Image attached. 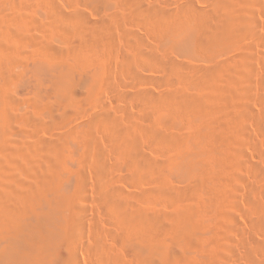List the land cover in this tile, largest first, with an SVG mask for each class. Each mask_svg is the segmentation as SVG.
I'll use <instances>...</instances> for the list:
<instances>
[{"label": "rangeland", "instance_id": "rangeland-1", "mask_svg": "<svg viewBox=\"0 0 264 264\" xmlns=\"http://www.w3.org/2000/svg\"><path fill=\"white\" fill-rule=\"evenodd\" d=\"M85 1L87 0H0V101H2L0 102V189L11 187L10 189L20 196L25 192H35L40 186L38 190H47L46 193H51L55 184L66 182L67 193L72 198L74 196V200L71 198L68 203L73 202L76 213L82 214L84 219H80L81 222L79 219L76 220L77 223L79 222V229L82 227L80 230L83 235L79 241H76L78 264H97L102 250L106 251H103L104 254L111 255L112 252L111 256L108 254L111 260L105 255L110 260L109 264H117V258L124 259L123 263L119 259L120 264H264V229L256 228L259 214L250 202L252 197L264 209V171H261L264 170V0H237L236 11H240L238 13L233 11V14L226 9L227 12L222 10L217 0ZM96 6L100 8L101 12L97 11L99 14L94 12L93 8ZM189 6L192 11L188 10ZM136 7L137 9L141 7V10H137L139 12L143 9L141 16L136 11L139 16L137 19L145 15L138 22H136L137 19L131 18L135 14L131 12H135L133 8L135 10ZM161 7L166 11L171 9L172 11L169 12L171 14H178L181 11L178 14V20L182 19L181 24L179 21L178 23L180 26L185 24L188 30L182 27L188 34L190 32V39L188 37L185 42H177L174 38L157 39L155 34L159 30L156 28V32L153 29L150 13L153 9ZM202 9L209 15V23L208 21L207 23L213 31L218 29V23L224 16L229 19L234 15L238 20L241 19L239 21L243 24L252 23L251 31L233 29L232 32L229 31V35L221 32L225 35L217 36L221 39L215 40L212 48L203 50L205 48L202 47L199 50L194 45L193 39L197 32L200 15L204 12ZM82 16L85 17L84 20H88L86 23L92 22L95 26L105 24L110 28L106 34L91 33L90 37L93 36L91 37L93 40L89 41V45L87 44L91 51L88 53L89 56L85 55L84 58L77 55L80 45L79 37L86 28L83 18L79 19ZM169 17L167 16L164 28L172 25L169 21L171 19L168 20ZM164 28L162 26V29ZM5 33L13 37L9 35V40ZM138 37L143 38L144 47L141 45L140 49L144 50L132 47L133 42L139 39ZM75 42L76 46L73 45ZM9 44H12L10 45L12 48L8 46ZM147 49L157 51L156 59L152 60L155 62L150 64L144 60L137 59L138 62L135 60L136 66L132 64L134 69L137 67L134 70L136 71L134 77L128 64L130 61L126 59L131 60L133 54L136 55H133L134 57L139 58L141 51L145 53ZM10 56H14L13 59ZM164 58L166 61L169 60L168 63L176 65L175 71L171 70V73L170 70L162 67L160 63L162 61V64L164 63ZM157 59L161 66L155 64ZM159 59L162 61L159 62ZM59 62L66 63L71 68L72 76L76 79L74 88L77 89L75 90L77 95L71 94L66 97L62 94L59 95L60 99L57 96V93L62 92L54 90L49 73L57 68ZM204 73L211 75L210 87L213 82L212 88L215 87L214 89L218 92L219 101L214 98L216 103H210L213 98L210 99L211 97L207 96V98L210 97V100H206L207 106L205 102L202 106H198L197 102L195 103L197 105H193L191 102V107L198 108H195L197 109L195 114L192 113L193 107L190 108L191 110L181 108L182 110L175 111L176 107L165 99L169 92L189 95L194 101H198L199 98L201 100L203 93L204 97H206L205 94L211 93L210 91L206 93L210 87L206 86V91L205 89L200 91L190 85L191 80L198 79ZM169 80L170 82L173 80L175 84H170ZM40 81L42 85L39 84ZM148 91H152V94L157 92L160 98L163 97L166 100H163L162 107L146 104L148 106L146 108L145 103L138 102V95H146ZM165 104L166 106H163ZM149 106L153 108L148 109L151 108ZM154 107L156 110H153ZM105 113L120 121L119 123L124 122L123 126L126 128L128 126V129L130 125L131 130H129L139 137L136 142L140 143L135 142L136 147L140 153L152 159L155 165H145L134 169L125 161L127 158L123 159L122 155L114 152L111 137L109 139V130L101 121ZM147 128L160 129L162 132L159 131L160 134L167 135V138L171 139L168 138V140L164 136L163 144L159 143L148 135L150 131ZM172 137L187 151L183 159L184 164L180 163V165L175 161L179 156V149L172 146L173 143L170 142ZM50 142L54 148L49 150L44 148L43 151L41 145L50 144ZM169 143L171 145L168 147ZM191 151L197 154H192ZM189 154L193 157L196 155V159L204 161L206 166L209 164L205 174L199 175L188 165L192 158ZM98 156L108 166L103 177L99 175L96 167ZM122 161H125V165ZM7 179L14 180L9 182ZM162 185L163 188L168 189V193H162L163 195L155 191ZM107 193L116 196L115 198L119 197L117 200L121 202L119 204L123 207L122 210L127 208L125 210L128 212L132 210V213L141 211L145 215L149 214L148 218L151 216L152 218L149 219L156 223L157 234H154L149 227V220L140 224L138 229L133 231L135 234L120 225L119 218L115 216H118L121 209L116 212L111 207L105 206L103 199H100ZM68 194L66 196H69ZM2 200L1 204L8 209H11L15 203L11 202L12 200ZM145 224L149 228L145 227L144 231ZM149 229L152 231L149 232ZM137 233H140L139 236L136 235ZM148 233L152 235V238ZM130 235L136 237L131 238ZM153 236L156 238L155 241ZM125 238L128 240L126 241ZM157 238L161 239L163 247L167 249L164 250L155 245L156 251L159 252L153 263L145 260L144 256L132 255V248L135 245L142 244L147 248L148 245L153 246ZM97 241V244L100 243L102 247L97 246ZM151 241L154 242L150 243ZM92 245L99 249L93 250ZM89 247H93L90 248L93 253L89 251ZM116 252L118 257L113 255Z\"/></svg>", "mask_w": 264, "mask_h": 264}, {"label": "bare ground", "instance_id": "bare-ground-1", "mask_svg": "<svg viewBox=\"0 0 264 264\" xmlns=\"http://www.w3.org/2000/svg\"><path fill=\"white\" fill-rule=\"evenodd\" d=\"M87 1H92V0H87ZM87 1H85V2H87ZM127 1H129V0H127ZM218 1V4H219V6L222 8V10H227L229 13H231V14H233L232 12L234 11V13H235V11H236V6H237V0H217ZM80 3V2H79ZM129 3V2H128ZM213 3V2H212ZM243 3V2H242ZM245 3H247V2H245ZM87 4V3H86ZM155 4V3H154ZM214 4V3H213ZM98 5V4H97ZM156 5V4H155ZM158 5V4H157ZM241 5H243V4H241ZM87 6V5H86ZM99 6V5H98ZM98 6H96V8H93L94 9V12L95 13H98L97 11H99L100 10V8L98 7ZM101 6V5H100ZM136 6H138V5H136ZM240 6V5H239ZM123 7V6H122ZM134 7V6H133ZM139 7V6H138ZM142 7V6H141ZM141 7L140 8H138L139 10H141ZM146 7V6H145ZM147 7H149V5L147 6ZM157 7V6H156ZM158 7H160L159 5H158ZM102 8H103V6H102ZM130 8H131V6H130ZM143 8V7H142ZM189 8H190V6H189ZM137 9V7L135 8V10H134V8H133V11H135V12H131V14H133V13H135V14H133L132 16H131V18L133 17V19L132 20H134V19H137V14H136V11L138 10ZM144 9V8H143ZM143 9H142V11H143ZM145 9H147V8H145ZM151 9V8H150ZM166 9V8H165ZM183 8H181V10H182ZM188 9V8H187ZM213 9V8H212ZM127 10V9H126ZM168 11H166V10H164V8L162 9V7L161 8H155V9H153L152 11L151 10H149V11H151V17H152V19H153V29L155 30L156 28L159 30L158 32H160L159 34H158V32L156 33L153 29V31H154V33H156L155 35H157V39H159V40H163V39H166V38H169V39H172V38H174V39H176V41L177 42H185L186 40H187V38L189 37V39L191 38V34H190V32H189V34H188V32L186 31V30H188L184 25H182V26H184L185 28H186V30L185 29H183V27L182 26H180V24H181V20L179 21L178 20V14L181 12H178V14H176V13H173V14H171V13H169V12H171L172 10L171 9H167ZM170 10V11H169ZM188 10H190V11H192L191 10V8L190 9H188ZM203 10V9H202ZM214 10V9H213ZM221 10V11H222ZM225 10V12H227ZM142 11H137L138 12V14L140 13V16L142 15L141 14V12ZM147 11V10H146ZM204 11V10H203ZM215 11V10H214ZM240 11V10H239ZM238 11V12H239ZM242 11V10H241ZM75 12V11H74ZM82 12V11H81ZM85 12V11H84ZM99 12H101V11H99ZM148 12H146V14H147V17H148ZM200 12H202V11H200ZM207 12V11H206ZM205 11L204 12H202L201 13V15H200V13H199V15H200V18H199V16H198V18H199V24H198V28H196L197 29V32H196V34H195V37H194V39H193V43H194V45L196 46V47H198L199 48V50H200V48H202V47H204L205 49H203V50H206L207 48L209 49L210 47L212 48L213 47V43H214V41L216 40H218L219 38L217 37V36H222V34L223 35H225L224 33H222L221 34V32H225L226 34H228L229 33V31H231L232 32V30L233 29H235V30H237V31H239V30H244V32L245 31H251V27H252V23L251 24H246V22H245V24H243V23H241L239 20H241V19H237L236 18V16L234 15L232 18H227V17H223L222 18V20H220V22L218 23L219 24V26H217L218 27V29L216 28V31L214 30H212V29H210L209 27H208V23H209V21H208V14L206 13ZM237 11H236V13H238ZM121 13V12H120ZM183 13H184V11H183ZM188 13V12H187ZM190 13H192V12H190ZM215 13V12H214ZM72 14V13H71ZM99 14V13H98ZM149 14V15H150ZM195 14V13H194ZM240 14V13H239ZM77 15H79V14H77ZM182 15V14H181ZM222 15H225V14H223L222 13ZM227 15V14H226ZM57 16V15H56ZM74 16H75V14H74ZM88 16V15H87ZM117 16V15H116ZM126 16V15H125ZM143 16H145V15H143ZM142 16V17H143ZM167 16H170L169 18H168V20L169 19H171V20H169V21H171V24L172 25H168V28L167 27H165L164 28V26H165V22L167 21ZM211 16H213V15H211ZM242 16V15H241ZM246 16V15H245ZM80 17V16H79ZM112 17V16H111ZM115 17V16H114ZM139 17V16H138ZM142 17H140V18H138L137 19V21L136 22H138V20L139 19H143ZM185 17V16H184ZM217 17V16H216ZM229 17V16H228ZM16 18H17V16H16ZM53 18V17H52ZM65 18V17H64ZM69 18V17H68ZM71 18V17H70ZM83 18V16L81 17V18H79V19H82ZM120 18V17H119ZM118 18V19H119ZM145 18V17H144ZM221 18V17H220ZM244 18V17H243ZM242 18V19H243ZM251 18V17H250ZM18 19H19V17H18ZM18 19H16V20H18ZM74 19V18H73ZM78 19V18H77ZM85 19V17L82 19L83 20V22L84 23H86L87 21L86 20H84ZM91 19V18H90ZM149 19V18H148ZM180 19V18H179ZM197 19V18H196ZM246 19H247V17H246ZM245 19V20H246ZM14 20V19H13ZM54 20V19H53ZM63 20V19H62ZM65 20H66V18H65ZM102 20V19H101ZM110 20V19H109ZM115 20V19H114ZM113 20V21H114ZM194 19H192V21H193ZM248 20V19H247ZM252 20H254V19H252ZM79 21V20H78ZM77 21V22H78ZM105 21V20H104ZM124 21V20H123ZM130 21V20H129ZM142 21V20H141ZM144 21V20H143ZM178 21H179V23H178ZM196 21V20H195ZM207 21H208V23H207ZM250 21H251V19H250ZM11 22H12V20H11ZM135 22V23H136ZM150 22L152 23V21L150 20ZM174 22V23H173ZM194 22V21H193ZM255 22V21H254ZM6 23H7V21H6ZM14 23V22H13ZM105 23V22H104ZM119 23V22H118ZM141 23V22H140ZM150 23V24H151ZM11 24V23H10ZM53 24H55V23H53ZM62 24V23H61ZM75 24H76V22H75ZM97 24V23H96ZM110 24V23H109ZM195 24V23H194ZM197 24V23H196ZM57 25V24H56ZM60 25V24H59ZM58 25V26H59ZM70 25V24H69ZM111 25V24H110ZM145 25V24H144ZM216 25H217V23H216ZM115 26H116V24H115ZM122 26H124V25H122ZM126 26V25H125ZM155 26V27H154ZM162 26H163V28L164 29H162ZM11 28H12V26H10ZM55 27V26H54ZM75 27H76V25H75ZM84 27H86L84 30H83V34L79 37V40H80V45H79V47H78V49H79V51L77 50V47H76V50H77V55H79L80 56V58L81 57H86L85 55H88V53H90V49L87 47V44L89 45L90 44V42L93 40L92 38H93V36H91L90 37V35H91V33H96V34H106L107 32H109V30H110V28H109V26H107V25H105V24H100L99 26H95L92 22L91 23H86V24H84ZM110 27H112V26H110ZM146 27V26H145ZM254 27H255V23H254ZM56 28V27H55ZM72 28V27H71ZM77 28V27H76ZM75 28V29H76ZM109 28V29H108ZM114 28V27H113ZM116 28H118V27H116ZM152 28V27H151ZM213 28V27H212ZM73 29V28H72ZM57 30V29H56ZM79 30V29H78ZM108 30V31H107ZM125 30V29H124ZM253 30V29H252ZM4 31V30H3ZM2 32V31H1ZM6 32V31H5ZM80 32V31H79ZM134 32H136V31H134ZM138 32V31H137ZM136 32V33H137ZM230 32V33H231ZM253 32V31H252ZM255 32V31H254ZM7 33V32H6ZM5 33V34H6ZM3 34V33H2ZM75 34V33H74ZM134 34V33H133ZM8 37V39L10 38L9 37V35L8 34H6ZM229 35V34H228ZM234 35V34H233ZM237 35V34H236ZM235 35V36H236ZM248 35V34H247ZM10 36H12V35H10ZM72 36V35H71ZM113 36V35H112ZM137 36H138V34H137ZM231 36V35H230ZM13 37V36H12ZM101 37V36H100ZM135 37H136V35H135ZM156 37V36H155ZM111 38V37H110ZM113 38V37H112ZM124 38H125V36H124ZM139 38V37H138ZM137 38V39H138ZM217 38V39H216ZM231 38V37H230ZM70 39V38H69ZM136 39V40H137ZM221 39V38H220ZM220 39H219V41H220ZM10 40V39H9ZM14 40V39H13ZM12 40V41H13ZM79 40H78V42H79ZM101 39H99V41H100ZM102 40H104V39H102ZM109 40V39H108ZM143 38L141 39V38H139L138 40H137V42L135 41V42H133L134 44H132V47H134L135 49H140V46L142 45H144V43H143ZM168 40V39H167ZM232 40V39H231ZM3 41V40H2ZM1 41V42H2ZM11 41V42H12ZM90 41V42H89ZM127 41H129V40H127ZM146 41V40H145ZM171 41V40H170ZM225 41V40H224ZM89 42V43H88ZM164 42V41H163ZM4 43H6L5 41H4ZM102 43V42H101ZM132 43V41H131V39H130V44ZM2 44H3V42H2ZM98 44V43H97ZM147 44H148V42H147ZM146 44V45H147ZM12 46V44H9L8 46ZM14 45V44H13ZM73 45H77L76 44V42L73 44ZM3 46V45H2ZM5 46V45H4ZM6 46H7V44H6ZM5 46V47H6ZM10 46V47H11ZM91 46V45H90ZM101 46H102V44H101ZM131 46V45H130ZM9 47V48H10ZM14 47H16V46H14ZM93 47V46H92ZM131 47V48H132ZM144 47V46H143ZM216 46H214V48H215ZM12 48V47H11ZM71 48V47H70ZM149 48V47H148ZM213 48V49H214ZM3 49H5L4 47H3ZM13 49H15V48H13ZM141 49H143V48H141ZM140 49V50H141ZM152 49V48H151ZM151 49H147V51L145 50V53H143L142 51H141V55H138L139 56V58H136V57H134V56H136V55H134L133 53V55H132V57H131V60H128V59H126L127 61H130V63L128 62V64H130V66H129V68H130V71H131V73L133 72L134 73V77H135V72L136 71H134L137 67H135V69H134V67H133V65L135 64V66H136V64L137 63H135V60H137V59H140V60H144V62H146V63H150L151 64V62H152V60L155 58L156 59V56H157V51L156 52H153V51H151ZM197 49V48H196ZM207 49V50H208ZM73 50V49H72ZM75 50V51H76ZM144 50V49H143ZM195 50V49H194ZM9 51V50H8ZM14 51V50H13ZM67 51H69V50H67ZM138 51V53L140 52L139 50H137ZM136 51V52H137ZM71 52V51H70ZM134 52H135V50H134ZM170 52V51H169ZM199 52V51H198ZM55 53V52H54ZM73 53V52H72ZM71 53V54H72ZM201 53H202V51H201ZM74 54V53H73ZM76 54V53H75ZM129 54V53H128ZM137 54V53H136ZM140 54V53H139ZM12 55H13V53H12ZM19 55V54H18ZM60 55V54H59ZM77 55H75V56H77ZM95 55V54H94ZM93 55V56H94ZM7 56V55H6ZM69 56H70V54H69ZM89 56V55H88ZM248 56V55H247ZM9 57V56H8ZM11 57V56H10ZM14 57V56H13ZM13 57H11L12 59H13ZM83 57V58H84ZM126 57H127V55H126ZM159 57V56H158ZM157 57V58H158ZM161 57V56H160ZM67 58H68V56H67ZM76 58H78V57H76ZM91 58V57H90ZM124 58H125V56H124ZM161 58H163V57H161ZM242 58H243V56H242ZM8 59V58H7ZM6 59V60H7ZM79 59V58H78ZM87 60H88V57L86 58ZM169 59V58H168ZM241 59V58H240ZM11 60V59H10ZM17 60V59H16ZM84 60V59H83ZM90 60V59H89ZM160 60V59H159ZM163 60H165L166 61V58H164ZM171 60V59H170ZM241 60H243V59H241ZM245 60V59H244ZM58 61V60H57ZM162 61V59L159 61V62H161ZM165 61H164V63L162 64V62L160 63L161 65H162V67L164 68V69H166V70H170V72H171V70L173 71L174 69H176V65H174V64H172V63H168V61H166V63H165ZM171 61H173V60H171ZM246 61V60H245ZM244 61V62H245ZM4 62V61H3ZM6 62V61H5ZM87 62V61H86ZM137 62H138V60H137ZM143 62V61H142ZM141 62V63H142ZM155 62V60L152 62V63H154ZM241 62H243V61H241ZM134 63V64H133ZM141 63H139L140 65H142ZM145 63V64H146ZM175 63V62H174ZM249 63H250V61H249ZM248 63V64H249ZM5 64V63H4ZM90 64V63H89ZM98 64V63H97ZM126 64H127V62H126ZM133 64V65H132ZM155 64H158V59H157V63H155ZM160 64H158V65H160ZM178 64V63H177ZM181 64V63H180ZM245 64V63H244ZM6 65V64H5ZM40 65V64H39ZM78 65V64H77ZM144 65V64H143ZM147 65V64H146ZM160 65V66H161ZM179 65V64H178ZM177 65V66H178ZM235 65H236V63H235ZM97 66V65H96ZM128 66V65H127ZM152 66V65H151ZM154 66V65H153ZM182 66H183V64H182ZM181 66V67H182ZM186 66V65H185ZM184 66V67H185ZM6 67V66H5ZM4 67V68H5ZM80 67V66H79ZM148 67H149V65H148ZM53 68V67H52ZM128 68V67H127ZM128 68V69H129ZM152 68V67H151ZM156 68H157V66H156ZM159 68V67H158ZM189 68V67H188ZM193 68V67H192ZM215 68V67H214ZM2 69V68H1ZM9 69V68H8ZM11 69V68H10ZM38 69V68H37ZM44 69V68H43ZM71 68L68 66V65H66V63H62V62H59V64H58V66H57V68L56 69H54V70H52V71H50V73H49V79L51 78V82H52V85L56 88H54V90L55 91H61L62 93L61 94H59V93H57L58 95V97H59V99H60V96L62 95V94H64L66 97H68L69 95H77L78 93L75 91V90H77V89H75L74 88V86H75V84H76V79H74L73 78V74L71 73L72 72V70H70ZM200 69V68H199ZM210 69H211V67H210ZM209 69V70H210ZM35 70V69H34ZM46 70V69H45ZM44 70V71H45ZM163 70V69H162ZM180 70H182V69H180ZM180 70H178V71H180ZM202 70V69H201ZM129 71V72H130ZM138 71V70H137ZM161 71V70H160ZM175 71V70H174ZM177 71V70H176ZM184 71V70H183ZM186 71H188V70H186ZM10 72V71H9ZM128 72V73H129ZM157 72H158V70H157ZM169 72V71H168ZM206 72V71H205ZM210 72V71H209ZM167 73V72H166ZM172 73V72H171ZM178 73V72H177ZM180 73V72H179ZM182 73V72H181ZM201 73V72H200ZM8 74V73H7ZM130 74V73H129ZM162 74V73H161ZM185 74V73H184ZM192 74V73H191ZM194 74V73H193ZM164 75H167V74H164ZM179 75V74H178ZM182 75V74H181ZM198 75V74H197ZM41 75H39V77H40ZM133 76V75H132ZM161 76V75H160ZM199 76V75H198ZM215 76V75H214ZM33 77V76H32ZM38 77V76H37ZM141 77V76H140ZM165 77V76H164ZM168 77V76H167ZM185 77V76H184ZM186 77H187V74H186ZM195 77V76H194ZM197 77V76H196ZM195 77V78H196ZM210 77H211V75L209 74V73H204L203 75L201 74V76L197 79L196 78V80H194V81H192L191 80V84L190 85H193L194 87H196V89H198V90H200V91H202V90H204L205 88H206V86L209 88L210 87V82H209V80H211L210 79ZM216 77V76H215ZM214 77V78H215ZM4 78V77H3ZM41 78H42V76H41ZM137 78V77H136ZM157 78V77H156ZM40 79V78H39ZM44 79V78H43ZM48 79V78H47ZM185 79V78H184ZM154 80V79H153ZM162 80H163V77H162ZM161 80V81H162ZM167 80V79H166ZM182 80V79H181ZM187 80V79H186ZM186 80H184V81H186ZM213 80V79H212ZM49 81V80H48ZM160 81V82H161ZM175 81V80H174ZM36 82V81H35ZM93 82V81H92ZM163 82V81H162ZM166 82V81H165ZM169 82H170V80H169ZM168 82V83H169ZM172 82V83H171ZM170 82V84H173L174 82H173V80ZM179 82V81H178ZM183 82V81H182ZM190 82V81H189ZM212 82V81H211ZM217 82V81H216ZM1 83V82H0ZM41 83V81L39 82V84ZM187 83V82H186ZM38 84V83H37ZM78 84V83H77ZM161 84V83H160ZM175 84V83H174ZM189 84V83H188ZM40 85H42V84H40ZM212 86H213V82H212V84H211ZM53 86H51V87H53ZM212 86L209 88V89H207L208 90V92H206V93H210L209 95H207V94H205V96L206 97H204V93L203 94H201V100H200V98H199V100L198 99H196V100H198V101H194L193 99V101L191 100V97L188 95H182V94H180L179 92L178 93H174V92H172L171 91V93L169 92L168 94H167V96H166V100H168L167 102H171L176 108L175 109H177V110H175V111H177L178 112V110L180 109V110H182L181 108H187V109H190V108H194V106H192L191 107V104L193 103V105H197L198 104V106L199 105H203V103L206 105L207 104V102H206V100H208L210 97V99H217L218 101H219V96H218V92L214 89V88H212ZM44 87V86H43ZM182 87V86H181ZM166 88H167V86H166ZM40 89H42V88H40ZM51 89V88H50ZM177 89V88H176ZM182 89V88H181ZM195 89V88H194ZM206 89H205V91H206ZM211 89V90H210ZM214 91H213V90ZM53 90V89H52ZM173 91L175 90V89H172ZM178 91H179V89H177ZM57 91V92H58ZM166 91H168V90H166ZM165 91V92H166ZM180 91H182V90H180ZM200 91H199V93H200ZM210 91V92H209ZM213 91V92H212ZM217 93H216V92ZM219 91V90H218ZM149 92V91H148ZM152 92V91H151ZM151 92H149V93H151ZM164 92V93H165ZM55 93V92H54ZM141 93V92H140ZM149 93H147L146 95H140L139 94V92H138V102H140V104L141 103H145L144 105H145V107L147 108L148 106H146V104L147 105H152V106H155V107H158V106H161L163 103H164V101H166V100H164L163 99V97L162 98H160L159 97V95L160 94H158L157 92V94H158V96H157V94L155 95V94H149ZM163 93V94H164ZM184 93H186V92H183V94ZM0 94H1V92H0ZM133 94V93H132ZM143 94H145V93H143ZM187 94V93H186ZM217 94V95H216ZM60 95V96H59ZM117 95V94H116ZM120 95V94H119ZM127 95V94H126ZM162 95V94H161ZM222 95V94H221ZM97 96V95H96ZM121 96V95H120ZM136 96H137V94H136ZM164 96V95H163ZM199 96V95H198ZM207 96H210V97H208L207 98ZM218 96V97H217ZM64 97V96H63ZM62 97V98H63ZM128 97V96H127ZM131 97V96H130ZM193 97V96H192ZM195 97H196V95H195ZM135 98V97H134ZM194 98V97H193ZM198 98V97H197ZM205 98V99H204ZM224 98V97H223ZM63 99H65V97L63 98ZM76 99V98H75ZM78 99V98H77ZM95 99V98H94ZM99 99V98H98ZM97 99V100H98ZM104 99V98H103ZM209 99V100H210ZM212 99V100H213ZM210 100L209 102L210 103H216V100ZM1 100H3V99H1ZM66 100V99H65ZM86 100V99H85ZM126 100V99H125ZM164 100V101H163ZM120 101V100H119ZM137 101V100H136ZM217 101V102H218ZM225 101V100H224ZM227 101V100H226ZM0 102H2V101H0ZM70 102V101H69ZM99 102H101V101H99ZM166 102V103H167ZM192 102V103H191ZM197 102V104H195ZM210 103H209V105H210ZM6 104H7V102H6ZM72 104V103H71ZM169 104V103H168ZM224 104V103H223ZM143 105V106H144ZM70 106V105H69ZM152 106H149V107H151V108H148V109H152L153 107ZM163 106H166V104L165 105H163ZM207 106V105H206ZM1 107V106H0ZM65 107V106H64ZM63 107V108H64ZM154 107V109L153 110H156V108ZM162 107V106H161ZM204 107V106H203ZM164 109L166 108V107H163ZM163 108H162V110H163ZM168 108V107H167ZM195 108H197L196 106H195ZM194 108V110H192V111H194V112H192V111H190V112H192V113H196L195 112V110L197 111V109H195ZM219 108H220V106H219ZM224 108V107H223ZM65 110V109H64ZM144 110V109H143ZM161 110V111H162ZM169 110H170V108H169ZM174 110V109H173ZM179 110V111H180ZM185 110V109H184ZM191 110V109H190ZM5 111V110H4ZM55 111H57V109L55 110ZM171 111V110H170ZM170 111H169V113H170ZM174 111V112H175ZM188 111V110H187ZM209 111V110H208ZM2 112V111H1ZM59 112H60V110H59ZM65 113H66V111H64ZM142 112V111H141ZM148 112V111H147ZM147 112H145L146 113V115H147ZM154 112V111H153ZM156 112V111H155ZM173 112V113H174ZM212 112V111H211ZM55 113H58V112H55ZM144 113V114H145ZM158 113V112H157ZM180 113V112H179ZM179 113H177V114H179ZM1 114V113H0ZM4 114V113H3ZM106 114H108V113H105L104 115L105 116H103L102 115V118H101V121L103 122V124H105V127H107V129L109 130V139H110V137H111V143H112V146H113V148H114V152L115 153H117V155H119L120 154V156L122 155V157H124L123 159H126L125 161H127L129 164V166L131 165L134 169L136 168V169H138V168H142V166H145V165H147V166H153V165H155V162L152 160V159H149L147 156H145V155H143L142 153H140V151L138 150V148L136 147V143L137 142H139V141H137L136 142V139L137 138H139L135 133H133V131L131 132L130 130V125H129V129H128V126H127V128L125 127V126H123V125H125L124 124V122H122V123H119L120 121H118V120H116V119H114L111 115L109 116V114L108 115H106ZM168 114V113H167ZM209 114H210V111H209ZM212 114V113H211ZM218 114V113H217ZM54 115V114H53ZM68 115V114H67ZM115 115V114H114ZM113 115V116H114ZM143 115V114H142ZM155 115V114H154ZM180 115V114H179ZM1 116V115H0ZM175 116V115H174ZM57 117V116H56ZM117 117V116H116ZM115 117V118H116ZM126 117H127V115H126ZM146 117H149V116H146ZM146 117H145V119H146ZM179 117V116H178ZM190 117V116H189ZM142 118V117H141ZM155 118V117H154ZM195 118H197V117H195ZM211 118V117H210ZM56 119V118H55ZM59 119V118H58ZM61 119V118H60ZM99 119V118H98ZM144 119V120H145ZM182 119V118H181ZM64 120H65V118H64ZM120 120H121V118H120ZM147 120V119H146ZM149 120V119H148ZM174 120V119H173ZM176 120V119H175ZM183 120V119H182ZM200 120V119H199ZM58 121V120H57ZM57 121H55V122H57ZM101 121H100V123H101ZM130 121V120H129ZM177 121V120H176ZM97 122V121H96ZM179 122H180V120H179ZM35 123V122H34ZM186 123V122H185ZM122 124V125H121ZM134 124V123H133ZM156 124V123H155ZM155 124H154V126H155ZM158 124V123H157ZM102 125V124H101ZM143 126H144V124H143ZM160 126V125H159ZM162 126V125H161ZM1 127H2V125H1ZM144 128V127H143ZM197 128H198V126H197ZM208 128V127H207ZM264 128V127H263ZM133 129V128H132ZM148 129V128H147ZM150 129V128H149ZM148 129V131H150V133L148 134L149 136H152V138L154 139V140H158L159 141V143H162L163 144V142H164V140H163V137L164 136H166L165 138H167V135H164L163 136V134H160V132H161V130L159 129H157V128H151V130H149ZM108 130H107V132H108ZM134 131H135V129H133ZM2 131V130H1ZM147 131V130H146ZM160 131V132H159ZM170 132V131H169ZM138 133V132H137ZM141 133H142V131H141ZM162 133V132H161ZM168 133V132H167ZM166 133V134H167ZM170 133H172V132H170ZM169 133V134H170ZM174 134V133H173ZM139 135V134H138ZM162 135V136H161ZM137 136V137H136ZM170 136H172V135H170ZM177 136V135H176ZM174 137V136H173ZM173 137H172V140L170 141V142H172L173 144H172V146L174 147V146H176V147H178V149H179V156H178V158H177V160H175L176 161V163L177 162H179V164L180 163H182V164H184L183 163V159H184V156H185V152H187V151H185L186 149H184L181 145H180V143H179V141H177V140H175V138L173 139ZM169 138V137H168ZM167 138V139H168ZM183 138V137H182ZM151 139V138H150ZM169 139H171V138H169ZM168 139V140H169ZM154 140H153V142H154ZM167 140V141H168ZM167 141H166V143H167ZM182 141V140H181ZM39 142H41V141H39ZM47 142H49V141H47ZM136 142V143H135ZM169 142V141H168ZM185 142V141H184ZM55 143V142H54ZM140 143V142H139ZM156 143H157V141H156ZM182 144H183V142H181ZM43 144V143H42ZM52 142H50V144H43V145H41V147H42V149H43V151H44V148L46 149H51V148H54L52 145ZM66 144V143H65ZM161 144V145H162ZM186 144V143H185ZM54 145V144H53ZM138 145H141V144H138ZM157 145H160V144H157ZM169 145H171V143H169L168 144V147H169ZM111 146V145H110ZM164 146H165V144H164ZM66 147V146H65ZM139 147V146H138ZM37 148V147H36ZM63 148V147H62ZM167 148V147H166ZM172 148V147H171ZM46 149V150H47ZM141 149V148H140ZM61 150V149H60ZM113 150V149H112ZM169 150V149H168ZM193 150V149H192ZM170 151H171V149H170ZM47 152V151H46ZM52 152V151H51ZM62 152V151H61ZM64 152V151H63ZM114 152H112V153H114ZM192 152V151H191ZM35 153V152H34ZM38 153V152H37ZM43 153V152H42ZM114 153V154H115ZM119 153V154H118ZM184 153V154H183ZM188 153H190V152H188ZM100 154V153H99ZM102 154V153H101ZM192 154H197V152L196 153H193L192 152ZM38 155V154H37ZM191 154H189V156H190ZM41 156V155H40ZM53 156V155H52ZM61 156V155H60ZM64 156V155H63ZM187 156V155H186ZM189 156H187V157H189ZM49 157V156H48ZM99 157V156H98ZM175 157V156H174ZM173 157V158H174ZM177 157V156H176ZM191 160H190V163L188 164V165H190V167L194 170V172H196V173H198L199 175H202V173L203 174H205L206 173V169H207V166L209 165H207L206 166V164H205V162L204 161H201V160H197L196 159V155H195V157H193V155H191ZM46 158V157H45ZM51 158V157H50ZM54 158V157H53ZM63 158V157H62ZM97 158V157H96ZM152 158V157H151ZM199 158V157H198ZM98 159V161H97V165H96V167H97V171H98V173H99V175H102V177H103V175L107 172L106 171V166L107 165H105V164H107V163H105L104 162V160L103 161H101V159H100V157L99 158H97ZM100 159V160H99ZM105 159H106V157H105ZM188 159V158H187ZM204 159V158H203ZM52 160V159H51ZM122 160V159H121ZM189 160H188V162H189ZM49 161V160H48ZM125 161H122L123 162V164H124V162ZM185 161V160H184ZM50 162V161H49ZM158 162V161H157ZM170 163V162H169ZM185 163H186V161H185ZM125 165V164H124ZM161 165V164H160ZM181 165V164H180ZM187 165V166H188ZM163 166V165H162ZM168 166V165H167ZM178 166V165H177ZM96 167L94 168V169H96ZM108 167V166H107ZM155 168L157 167V164H156V166H154ZM144 168V167H143ZM147 168V167H146ZM154 168V169H155ZM263 168V167H262ZM93 169V170H94ZM190 169V168H189ZM191 169V170H192ZM258 169H260V168H258ZM157 170V169H156ZM161 171V170H160ZM210 171V170H209ZM212 171V170H211ZM261 171H264L263 169L261 170ZM132 172V171H131ZM140 172V171H139ZM193 172V173H194ZM110 173V171L108 172V174ZM155 173V172H154ZM42 174V173H41ZM57 174V173H56ZM97 174V173H96ZM134 174H136V173H134ZM141 174V173H140ZM153 174V173H152ZM155 174H157V173H155ZM28 175V174H27ZM137 175V174H136ZM142 175V174H141ZM144 175V174H143ZM150 176V175H149ZM259 176V175H258ZM46 177V176H45ZM54 177V176H53ZM71 177H72V175H71ZM101 177V176H100ZM105 177V180H106V175L104 176ZM153 177V176H152ZM159 177V176H158ZM200 177V176H199ZM210 177V176H209ZM18 178V177H17ZM20 178V177H19ZM24 178V177H23ZM62 178V177H61ZM109 178V177H108ZM135 178V177H134ZM211 178V177H210ZM25 179V178H24ZM30 179V178H29ZM77 179V178H76ZM98 179H100V178H98ZM138 179V178H137ZM154 179V178H153ZM158 179V178H157ZM3 180V179H2ZM10 180L11 179H7V181H9L10 182ZM12 180H14V179H12ZM11 180V181H12ZM18 180V179H17ZM72 180V179H71ZM155 180V179H154ZM208 180V179H207ZM6 181V182H7ZM24 181V180H23ZM48 181V180H47ZM54 181H56V180H54ZM66 181H68V180H66ZM74 181V180H73ZM76 181V180H75ZM99 181V180H98ZM141 181H143V180H141ZM3 182H4V180H3ZM29 182V181H28ZM44 182H46V180L44 181ZM59 182V181H58ZM61 182V181H60ZM63 182H64V180H63ZM78 182V181H77ZM158 182V181H157ZM5 183V182H4ZM50 183V182H49ZM69 183V182H68ZM104 183H105V181H104ZM136 183V182H135ZM141 183V182H140ZM1 184H3V183H1ZM13 184V183H12ZM24 184V183H23ZM53 184V183H52ZM103 184V183H102ZM6 185V184H5ZM4 185V186H5ZM8 185V184H7ZM35 184H33V186H34ZM47 185H48V183H47ZM51 185V184H50ZM66 182H65V184H63V183H57V184H55L53 187H52V189H51V193L49 194V193H46L47 192V190L45 191H43V190H38L39 188H40V186H39V188L38 189H36L35 190V192H31L30 191V193H24V194H22V195H20V196H18L17 195V193H16V191H14L13 189H10L9 187L7 188H4V189H0V264H78V257H77V244H76V241H79V239H80V237H81V235H82V233H81V231L82 230H80L79 229V226H78V223L76 222V220L77 219H79V221L81 222V220L80 219H83V217H82V214H80V213H76L77 211H76V209L73 207L75 204H73V202H72V204H70V203H68V202H70L69 200L72 198L68 193H67V191H66ZM79 185V184H78ZM10 186V185H9ZM36 186V185H35ZM49 186V185H48ZM2 187H3V185H2ZM1 187V188H2ZM16 187V186H15ZM21 187H22V185H21ZM83 187V186H82ZM157 187V186H156ZM18 188V187H17ZM108 188H109V186H108ZM112 188V187H111ZM115 188V187H114ZM151 188V187H150ZM25 189V188H24ZM33 189V188H32ZM48 189V191H50L49 190V188H47ZM153 189V188H152ZM27 190H28V188H27ZM34 190V189H33ZM69 190H71V188H69ZM111 191L110 192H112V189H110ZM116 190V189H115ZM168 189H165V188H163V185L162 186H160V187H157L156 189H155V191H157V193H165V192H167L168 193V191H167ZM107 190H105V192H106ZM151 191V190H150ZM154 191V192H155ZM170 191V190H169ZM27 192H29V191H27ZM109 192V191H108ZM173 192H175V191H173ZM113 193H116V192H113ZM47 194H49V195H47ZM69 195V196H66V195ZM77 194V193H76ZM151 194V193H150ZM162 194V195H163ZM106 195V194H105ZM104 195V196H105ZM121 195V194H120ZM117 196H119V194L117 195ZM256 196V195H255ZM68 197H70V198H68ZM102 197H103V195H102ZM116 196H114V195H112V194H109V193H107V195L104 197V198H100V199H103V204L106 206H109V207H111L114 211H119V209H121L120 211H119V214H118V216H115V215H117V214H113L115 217H117V219L119 218V221L118 222H120V225H122L123 227H126L128 230L130 229L132 232L135 230H137L138 229V227L140 226V224L142 225V224H144L146 221H148L149 220V227H151V229L153 230V232H154V234H157V232H156V230H157V227H156V223H155V221L154 220H150L149 218L151 217H149L148 218V216H149V214H147V215H145V213L144 212H141V211H138V212H136V213H132L131 211H130V209H129V211L130 212H128L127 210H125V209H127V208H125V209H123L122 210V208L123 207H121L120 205L121 204H119V203H121V202H118V200H119V197H117L118 198V200H117V198H115ZM123 197H125V196H123ZM128 197V196H127ZM250 197V196H249ZM257 197V196H256ZM76 198V197H75ZM260 198V197H259ZM262 198V197H261ZM2 199H6V200H12L11 202H15L13 205H12V203H10L11 205H12V208L10 209H8V208H6V207H4L1 203L3 202V200ZM73 200H74V196H73V198H72ZM121 199V198H120ZM1 200H2V202H1ZM126 200V199H125ZM130 200V199H129ZM131 201V200H130ZM9 202V201H8ZM250 202H251V204L253 205L252 207H254V209L258 212V214H259V217L257 216V222H256V228L257 227H259V228H263L264 229V209H263V207L255 200V199H253L252 197H251V199H250ZM10 204H9V206H10ZM123 204V203H122ZM125 204V203H124ZM250 204V205H251ZM46 205V207H44ZM126 205V204H125ZM6 206V205H5ZM46 208V209H45ZM77 208V207H76ZM102 208V207H101ZM105 208H107V207H105ZM130 208V207H129ZM75 209V210H74ZM111 209V210H112ZM144 209H147V208H144ZM106 210V209H105ZM254 210V211H255ZM83 211V210H82ZM81 211V212H82ZM109 211V210H108ZM149 211H150V209H149ZM112 212V211H111ZM113 213V212H112ZM148 213V212H147ZM153 213V212H152ZM151 213V214H152ZM85 214V213H84ZM109 214H111V213H109ZM178 215H181V214H179L178 213ZM85 216V215H84ZM110 216V215H109ZM152 216H153V214H152ZM152 218V217H151ZM157 219V218H156ZM84 220V219H83ZM113 220V219H112ZM111 220V221H112ZM116 220V219H115ZM161 220V219H160ZM78 221V220H77ZM143 222V223H142ZM76 223H77V225H76ZM114 224H116V223H114ZM145 227H148V225H146L145 224V226L143 227L144 228V231L146 230V228ZM148 227V228H149ZM94 228V227H93ZM141 228V227H140ZM140 228H139V230H140ZM156 228V229H155ZM255 228V229H256ZM125 229V228H124ZM142 229V228H141ZM151 229H149L148 231L149 232H151L152 230ZM159 229V228H158ZM94 230V229H93ZM121 230V229H120ZM151 230V231H150ZM122 231V230H121ZM134 231V232H135ZM256 231V230H255ZM130 232V231H129ZM133 232V233H134ZM137 232H139V231H137ZM159 232V231H158ZM95 233H97V231L95 232ZM140 233H142V232H140ZM140 233H137L136 235L137 236H139L138 234H140ZM84 234V233H83ZM135 234V233H134ZM144 234H146V233H144ZM148 234H150V233H148ZM147 234V235H148ZM159 234V233H158ZM120 235V234H119ZM146 235V236H147ZM151 235V234H150ZM149 235V236H150ZM83 236V235H82ZM131 236V238H132V236H135V235H130ZM130 236L128 237V236H126V237H128V239L130 238ZM144 236V235H143ZM155 236V235H154ZM154 236H153V238H154ZM97 237H99V235L97 236ZM136 237V236H135ZM135 237H133V238H135ZM148 237V236H147ZM82 238V237H81ZM96 238V237H95ZM150 238H152V235L150 236ZM159 238H160V236H159ZM159 238H157V240H156V242H154L155 241V239L156 238H154L153 240L154 241H151L150 243H153V246H150V245H148V247L146 248L145 246L143 247L142 246V244H141V246L138 244V245H135L133 248H132V255L133 254H135L136 256H138V257H140V256H144L143 258L145 259V260H147L149 263H153V261H155V259H156V257H157V255H158V252L159 251H156V249H155V245L159 248V247H161V248H163L164 250L165 249H167V248H165V247H163V244L161 243V239H159ZM98 240H99V238H97ZM126 239V238H125ZM128 239H126V241L128 240ZM136 239V238H135ZM143 239V238H142ZM96 240V239H95ZM131 240V239H130ZM144 240H145V238H144ZM143 240V241H144ZM150 240V239H149ZM152 240V239H151ZM100 241V240H99ZM133 241V240H132ZM163 241V240H162ZM129 242V241H128ZM144 242H147V241H144ZM164 242V241H163ZM95 243V242H94ZM98 243V241L96 242V244ZM100 243H101V241H100ZM100 243L99 244H97V246H101L100 245ZM148 243V242H147ZM165 243V242H164ZM166 243H167V241H166ZM106 244V243H105ZM112 244V243H111ZM103 245V244H102ZM92 246H94V245H92ZM97 246H94V248L93 247H89V249L90 248H93V250L95 249H97ZM105 246V245H104ZM111 245H109V247H110ZM99 247H98V249H99ZM102 247V246H101ZM112 247V246H111ZM114 247V246H113ZM112 247V248H113ZM104 248V247H103ZM88 249V250H89ZM97 249V250H98ZM86 250V249H85ZM88 250H86V251H88ZM96 250V251H97ZM107 250V249H106ZM118 250H120V249H118ZM117 250V251H118ZM89 251H91L92 252V250L90 249ZM104 250H102V252H101V255H100V258H99V260H98V263L100 262L101 264H109L110 262V260L112 259H110L108 256L110 255L109 253V255L108 254H104V252H106V251H104ZM110 252H111V250H110ZM119 252V251H118ZM122 252V251H121ZM126 252V251H125ZM93 253V252H92ZM97 253V252H96ZM95 253V254H96ZM99 253V252H98ZM97 253V254H98ZM131 253V252H130ZM172 253H173V251H172ZM177 253V252H176ZM120 254V253H119ZM105 255H107V257L110 259V260H108V258H106V256ZM111 255H112V252H111ZM110 255V256H111ZM113 255H116L117 256V252H116V254H113ZM168 255V254H167ZM119 256V255H118ZM117 256V257H118ZM128 256V255H127ZM171 256V255H170ZM123 257H124V255H123ZM113 258H115L116 259V257H114L113 256ZM122 258V257H121ZM95 259V260H96ZM114 259V261H116ZM119 259L120 258H117V264H120V263H118L119 262ZM123 261H124V259H122ZM121 259H120V261H122ZM123 261H122V263H123ZM140 261V260H139ZM113 262V261H112ZM111 262V263H112ZM125 262V261H124ZM97 263V264H98ZM121 263V264H122ZM146 264V263H145Z\"/></svg>", "mask_w": 264, "mask_h": 264}]
</instances>
